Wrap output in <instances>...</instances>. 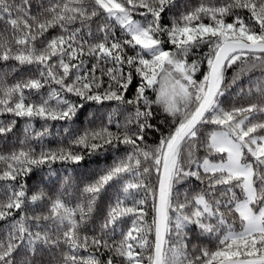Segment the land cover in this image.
Here are the masks:
<instances>
[{
	"label": "snow or ice",
	"instance_id": "6c2138e0",
	"mask_svg": "<svg viewBox=\"0 0 264 264\" xmlns=\"http://www.w3.org/2000/svg\"><path fill=\"white\" fill-rule=\"evenodd\" d=\"M0 64V115L11 117L0 137L24 121V139L0 152V264H264V79L241 89L246 104L221 102L240 76L264 77V0H0ZM89 102L114 107L99 127L62 128L66 147L43 146L50 122L75 123ZM157 111L171 125L149 146ZM122 146L86 183L53 169ZM182 183L198 187L180 194ZM197 230L215 247H190Z\"/></svg>",
	"mask_w": 264,
	"mask_h": 264
},
{
	"label": "trees",
	"instance_id": "16d2710c",
	"mask_svg": "<svg viewBox=\"0 0 264 264\" xmlns=\"http://www.w3.org/2000/svg\"><path fill=\"white\" fill-rule=\"evenodd\" d=\"M187 2L190 5H197L200 3V0H179L180 4H183ZM208 3L212 4H218L222 3L223 0H206ZM173 12H169L165 18L164 23H169V20L171 16L173 15ZM139 19V17H137ZM208 21L205 20V23ZM54 33L49 32L48 35L51 36ZM119 34V33H117ZM167 46V45H166ZM207 47L204 46L201 49L196 50L197 55H202L204 52H207ZM129 54H132L131 52ZM195 58V57H193ZM238 65L233 66L226 72V81L231 82L234 75L238 74ZM202 71H206V65H201ZM0 70L7 71L8 68L5 67L3 64H0ZM29 74V68L25 67L20 72H9V75L7 77L8 82L12 83L17 79H20L21 76H26ZM200 73H197V78H200ZM264 79V77L261 76L260 70L257 69L253 73H247L243 76H240V78L237 80L236 84L232 85L228 91L226 92L225 96L221 98L222 106L225 108H230L233 105L240 106L241 104L247 103V98L240 95L241 89L247 90L249 87H252L254 82L257 80ZM49 89L45 87V89L42 90V93H47ZM134 91V85L132 88H130L128 95L131 96ZM149 95H153L151 90H149ZM35 99V97H33ZM70 99L75 100V97L70 96ZM114 107V103L112 102H106L103 106L95 105L94 103L89 102L83 110H81L79 114V118L75 121V123L72 122H50L51 126L49 128L50 135L46 136L44 140L42 141V144L46 148L56 149L58 147L64 146L66 147L68 144V141L72 138V136H67L63 133L62 128H70L73 131V135H77L80 132H82L85 129H91L99 127L102 121L106 120V116L108 112ZM89 114H94V121L90 117ZM157 118L153 121V123L157 126L159 129L158 131L150 130L147 134V143L149 146H155L158 144L159 139L161 135H166L168 132V129L171 125V118L167 116L166 113H162L160 111H157ZM114 118L116 119H123L122 115H117ZM11 119L9 115H0V120H6ZM42 121H36L34 122L35 127L39 129L42 125ZM24 121L20 120L14 129L13 133H11L7 138L0 137V152H7L13 146H18V140L24 139ZM211 130V126H207L204 131L207 133ZM85 156V160L81 162L78 166H69L68 172H64V165L60 162H57L53 165V169H59L61 176L63 175H71L73 177L74 182H88L91 179H95L96 175L101 172L102 169L108 167L113 161L122 155H124V147H121V150L119 152L115 151L114 149H108L107 152H100L95 155H89L87 152L83 153ZM204 150L201 149L199 155L203 156ZM41 175H44L45 178H47V170L46 168L41 172H36L35 175L31 177V179L28 181L30 186L36 185L38 182V179ZM55 179V177H53ZM154 179V177H153ZM57 184V190H61L59 188L60 181H56ZM198 186L195 183H182L181 185H177L175 188V191L184 194L188 192L190 189H195ZM117 185H112L111 187H108L104 192L101 193L100 198L97 200V212L98 214H102L108 204H110L118 194L117 192ZM147 215L145 219L148 222H151L153 213L151 210V199L149 198V202L146 205L145 208ZM99 220V215H98ZM7 221L0 222V238H2L3 234L7 230ZM237 229H238V221H237ZM149 239H153L152 236L149 237ZM215 239L212 237H198V230L197 232L193 233L191 235V244L189 245H199L201 247H209L214 248L215 247ZM84 255H87V253H83Z\"/></svg>",
	"mask_w": 264,
	"mask_h": 264
},
{
	"label": "rangeland",
	"instance_id": "374dc122",
	"mask_svg": "<svg viewBox=\"0 0 264 264\" xmlns=\"http://www.w3.org/2000/svg\"><path fill=\"white\" fill-rule=\"evenodd\" d=\"M216 159H219V157H216Z\"/></svg>",
	"mask_w": 264,
	"mask_h": 264
}]
</instances>
